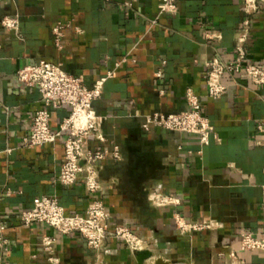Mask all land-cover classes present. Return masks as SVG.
I'll return each instance as SVG.
<instances>
[{
    "label": "crops",
    "instance_id": "1",
    "mask_svg": "<svg viewBox=\"0 0 264 264\" xmlns=\"http://www.w3.org/2000/svg\"><path fill=\"white\" fill-rule=\"evenodd\" d=\"M162 0H0V220L6 225L4 264H139L115 236L124 227L145 242L143 251L165 264H231L234 251L243 264H264V251H243L241 236L264 239V85L244 73L223 76L226 93L208 96V63L237 57L246 17L242 0H177L176 15H159ZM5 17L20 18L18 34L6 31ZM64 25L57 43L52 28ZM70 23L68 27L67 24ZM246 63L264 67V2L251 17ZM41 60L59 64L88 86L115 71L94 108L103 117L106 143L89 148L113 150L99 165L103 190L90 194L83 179L72 186L57 180L65 160L62 134L52 144L27 147L23 140L32 117L45 107L41 94L19 82V69ZM161 72V77L156 73ZM191 89L213 126L209 144L195 134L143 129L152 112L188 109ZM58 130L71 108L50 109ZM153 192L179 204L159 207ZM55 197L67 214H84L94 199L104 202L109 230L103 248L91 249L78 233L64 235L20 217L39 197ZM205 225L183 232L177 217ZM44 238L53 239L47 251Z\"/></svg>",
    "mask_w": 264,
    "mask_h": 264
},
{
    "label": "built area",
    "instance_id": "2",
    "mask_svg": "<svg viewBox=\"0 0 264 264\" xmlns=\"http://www.w3.org/2000/svg\"><path fill=\"white\" fill-rule=\"evenodd\" d=\"M107 1V0H105ZM138 1V0H132ZM264 0H242L243 10L246 15L243 28L240 30L236 51L237 57L233 62L224 63L219 58H213L208 63L206 76L208 96L219 100L227 91L222 79L226 73H244L254 84L264 85V67L246 63L245 43L250 35L251 17L256 14ZM179 7L177 0H162L159 15H176ZM2 27L16 34L20 31V18L5 17L1 22ZM70 26V23L67 24ZM64 25L57 23L52 28V33L57 43L62 38ZM3 45L0 42V55ZM115 71L110 70L104 78L96 81L93 86H88L84 79L65 71L59 64L41 60L35 65H28L18 70L19 82L28 87L36 88L41 94L45 104L32 117L30 134L24 138L27 147L52 144L62 134H66L64 144L65 160L58 174L57 180L63 186H72L79 179H83L85 187L90 194H98L103 190V183L99 177V165L109 158L121 160V151L118 146L113 150L107 148L93 149L88 147L90 139L94 138L100 143H106L103 134V117L94 108V101L101 97L103 85L108 78H113ZM161 77V72L156 73ZM188 109L175 112H152L145 116L143 129L161 128L173 132L195 134L204 144H209L213 134V126L209 118L202 113L200 97L189 89L186 93ZM63 107L71 108L70 115L60 124L58 130L50 126V109L58 110ZM264 133V123L258 126ZM153 205L164 207L179 204V199L153 192L150 195ZM33 208L21 212L22 222L30 226L34 223L48 225L59 233L68 235L80 234L88 246L96 251L103 248L109 230V214L103 201L94 199L84 214L66 213L65 208L55 197H39L34 199ZM177 225L183 232L202 230L205 225L198 222H185L177 217ZM6 225L0 220V251L5 253L9 249V240L5 236ZM115 236L123 240L132 251H143L145 242L133 232L124 227L115 229ZM53 239L44 238L43 246L49 251ZM241 249L243 251H264V239L257 238L252 233L244 232L241 236ZM231 264H243L234 251L230 252ZM50 264H61L59 258H50ZM0 264H4L0 257ZM147 264H154L152 261Z\"/></svg>",
    "mask_w": 264,
    "mask_h": 264
},
{
    "label": "water",
    "instance_id": "3",
    "mask_svg": "<svg viewBox=\"0 0 264 264\" xmlns=\"http://www.w3.org/2000/svg\"><path fill=\"white\" fill-rule=\"evenodd\" d=\"M139 256V264H144V262L148 259L154 257V254L151 251H140L138 252ZM156 264H165L161 258L156 260Z\"/></svg>",
    "mask_w": 264,
    "mask_h": 264
}]
</instances>
